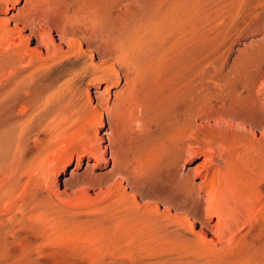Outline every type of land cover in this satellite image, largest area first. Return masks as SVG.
Instances as JSON below:
<instances>
[{
  "label": "bare ground",
  "instance_id": "1",
  "mask_svg": "<svg viewBox=\"0 0 264 264\" xmlns=\"http://www.w3.org/2000/svg\"><path fill=\"white\" fill-rule=\"evenodd\" d=\"M214 1L79 0L73 16L65 11L56 24L48 19L51 9L35 1L7 16V9L1 12L0 262L15 258L10 251L22 254L14 262H27L25 251H40L56 241L71 251L98 245L105 264H264V131L254 140L232 131L227 121L216 126L192 171L201 179L195 193L184 184L191 171L178 177L172 162L154 175L145 150L130 168L123 139L116 145L109 138V145L100 146L94 128L69 139L72 126L92 122L102 112L123 122L122 127L146 115L170 132L171 140L203 118L215 117L218 124L225 117L252 122L251 91L264 89V67L247 59L224 72L217 58L204 54V39L211 38L202 30L214 20ZM37 19L56 30L59 42L35 28ZM29 38L36 40L32 47ZM83 42L96 51L106 42L121 71L113 64L88 63L95 69L93 80L105 83L106 97L95 96L98 113L92 106L72 108L70 78L58 84L59 77L49 80L54 62L82 55ZM119 77L124 83L108 105V84L115 85ZM72 160L65 188L58 191L55 176ZM102 160L111 161V167L99 176L89 174ZM83 161L84 171L76 174ZM155 180L161 182L153 184L158 195L152 203H139L138 198L150 195L144 187ZM89 186L97 189L90 193ZM171 209L183 214L173 215ZM189 213L193 221L185 216ZM183 222L186 233L173 229Z\"/></svg>",
  "mask_w": 264,
  "mask_h": 264
},
{
  "label": "rangeland",
  "instance_id": "2",
  "mask_svg": "<svg viewBox=\"0 0 264 264\" xmlns=\"http://www.w3.org/2000/svg\"><path fill=\"white\" fill-rule=\"evenodd\" d=\"M34 1L38 5H43L44 7L47 5L49 10L51 9V11L47 10L46 12L51 14H47L48 19L51 18L50 21L54 24L60 22L61 19L59 18H62V15H64L65 11L66 15L73 16L74 10L79 4V0H65V2L67 1L69 3V6L66 10L62 3L64 0H6L4 1L5 3L3 1L0 2V15H2L1 12L4 9H7L8 11L6 13L7 16L10 12L15 13L16 9L23 7L25 3L30 4ZM81 1L83 0H80V2ZM59 5L61 9L58 8ZM55 9L58 10H56L54 13L61 12L63 14L59 15L60 13H57L60 17H57V14H52ZM211 10L212 12H215L214 20L212 23L204 25L202 30L205 38L207 36H210L211 38L208 39V37L204 39V54H208L211 57L217 58L219 61V67H221L224 72H228L234 68H237L243 60L247 59L257 61L260 63L261 67H264V0H215L211 6ZM37 20L34 22V26L36 25L35 28L47 30L50 37L55 42H59L56 30L51 28L50 24L45 23L40 19L38 21ZM206 31H208V34ZM212 32L214 34H212ZM22 33L26 34L28 33V30H24ZM26 43L28 46L32 47L36 44V40L34 38H29L26 40ZM84 43L85 42L82 44V50L84 52L82 55L78 57L70 55L67 58L59 59L54 62L51 67V71L49 72V80L54 81L55 77H59L56 81V84H58L64 79L70 78L72 108L81 107L83 109L90 110L92 106L95 107L94 112L96 111L95 113H98L101 112V109L95 96L96 93H103L102 95L106 97L105 93L102 92L105 83L103 82V79H99L97 81L93 80L95 69L89 66L88 63L91 60L92 64L95 65L100 64L109 66L113 64L116 70L118 69L120 73L121 71L119 70L120 68L113 59L112 55L108 53L106 48L108 44L106 42H103L102 44L99 43L98 46L100 51H96ZM65 44V46H67V42H65ZM100 45L102 47H100ZM116 80L117 83L115 85L111 86V84H108L110 89L108 95L110 101L108 100V105L112 102V93L119 91L124 83L121 77L117 78ZM252 91L251 98L253 99H251V101H253V103L255 101L254 105L256 108V115L254 120L250 123L248 121L243 122L238 119L231 120L225 117L221 119L223 124H218L217 118L215 117L205 119L203 118L201 120H197L190 128H188L182 137L177 138L176 140H171L170 132L162 128L161 125H159L156 121L149 119L146 115L141 114L138 116V119L136 118L137 121L133 119L122 127V125H124L123 122L120 123L116 121L115 117H111L107 113L102 112L100 116L96 114L92 122L84 120L80 122L79 125L75 126L76 128L72 126L69 129V139L72 140L75 138L76 135L74 134L79 136L83 130L88 129V131L91 132L92 128H94L97 133V142L98 144L100 143V146L109 145V138H112L114 141H116V145H118L123 139L130 168L136 166V160L140 157L142 151L145 150V152L150 153L147 157L151 158V173L158 176L160 171L161 173L165 172V168L170 167L171 163L174 162L177 169V175L179 177L182 175L183 171L186 172L189 170L192 172L194 170L197 163L203 159L202 150L204 141L207 139V135H209L210 132L215 131L216 126H225L226 121L231 123V130L234 132H245L248 137L254 140H259L262 138V132L264 131V89H259L257 87ZM86 99H88L87 102ZM107 110H110V106H107ZM80 125L83 126V128L80 127ZM124 127H126L125 130H123ZM78 128H82V130H80L79 133H76L74 130H78ZM71 130L75 133H73ZM161 144L166 145H164L166 150L164 151V155L159 157V152L162 150V147L160 146ZM105 154L108 155V150L105 152ZM73 165L74 160L69 162L68 166L62 173L55 176V181H57L56 189L58 191L65 188L62 182L66 177L69 176V171L72 169ZM111 165V161L106 162L105 160H102L99 166L89 170V174L99 176L103 171L109 169ZM84 168L85 163L83 161L77 169H74V171L76 174H81L84 171ZM200 180V177L192 172L189 180H184V184L186 185V188L195 193L197 188L196 185ZM153 184H158L159 186L161 182L155 180L152 185L150 184L145 186L144 190L149 192L150 195L146 196L147 198H138L139 203L144 204L153 202L152 199L154 194L158 195V193H155ZM72 187L67 186L69 190H72L75 189L77 185ZM78 187H80V185H78ZM96 189V186H89L88 191L92 193ZM128 190L129 192H133L130 188H128ZM162 196L165 197L166 195ZM197 197L198 199H202L204 194L199 191ZM197 204L202 208L203 200H199ZM160 209L167 210L163 204L160 205ZM168 212L176 216L183 214L176 209H171ZM185 216L193 221V216L191 213L186 214ZM213 220L214 217L211 218L209 222H212ZM199 227V224L195 223L194 228L198 230ZM173 229L180 233H186L184 222L174 225ZM188 236L191 237L190 234H188ZM29 240L31 243H35V240L30 237ZM49 246L48 248L36 252L33 249L25 251L24 254L29 257V261L23 263L19 261L14 262L19 259L22 254L15 251H10L8 252L9 255L15 258L13 260L9 259L7 261L0 262V264H105L102 262L103 257H105L104 253L98 248V245L90 244L89 248L87 247L86 250L81 251H71L65 249L56 241L55 243H51Z\"/></svg>",
  "mask_w": 264,
  "mask_h": 264
}]
</instances>
